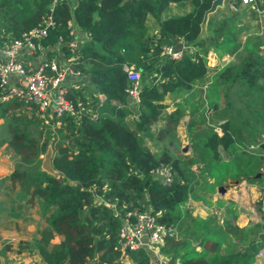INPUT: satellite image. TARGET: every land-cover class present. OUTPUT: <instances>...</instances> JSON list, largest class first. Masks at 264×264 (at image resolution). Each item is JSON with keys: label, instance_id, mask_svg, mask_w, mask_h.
Listing matches in <instances>:
<instances>
[{"label": "trees", "instance_id": "trees-1", "mask_svg": "<svg viewBox=\"0 0 264 264\" xmlns=\"http://www.w3.org/2000/svg\"><path fill=\"white\" fill-rule=\"evenodd\" d=\"M51 1L0 0V43L6 40V34L18 37L39 25ZM212 1L75 0L70 9L54 0V26L37 43L50 55L55 54L53 48L57 47L67 56L70 38L67 22L72 20L74 27L82 31L77 54L83 82L91 94H100L104 99L98 105L95 99V117L63 115L49 159L53 173L40 168V155L48 146L47 140H40L43 133L40 121L14 113L22 106L19 100L0 102L1 139L16 158L6 180L10 188L18 187L20 203L37 200L45 221L37 238L31 243L19 242L17 251L35 250L45 264H117L120 248L116 234L124 212L147 209L152 215L158 213V222L176 228L178 239L168 240L163 248L168 256L166 264H174L175 258L176 264H253L254 260L259 264L258 250L264 245V215L260 221L238 227L231 222L236 211L229 210L230 206L219 224L215 214L192 218L182 205L189 197H202L198 191L203 188L214 191V186L222 184L226 177L259 183L262 190L258 201L264 204V172L258 179L251 177L262 165L259 147L262 139L257 137L264 132V54H257L256 48L264 38L247 41L248 48L212 76L209 95L227 101L211 102L214 113L220 109L217 122L221 134L208 128L202 151L218 159L221 148L227 159L184 161L171 158L166 152L159 153L157 158L142 147L138 134L163 118L159 114L166 93L181 95L208 73L206 48H197L199 53L194 58L187 50L196 49L202 18ZM170 4L187 6L188 10L164 15ZM147 16L156 24L159 34L156 40L147 35ZM231 34V30L225 32L223 42L234 51ZM178 39L187 46L178 60L157 55L163 44ZM150 50L157 55L152 62L148 59ZM124 64H132L141 72L137 105L124 92L127 84ZM156 77L160 79L152 83ZM79 93L76 90L69 95L75 101ZM237 94L251 95L256 100L250 102L251 107L243 105L250 99L235 105ZM183 103L187 107L193 105L189 99ZM235 112L239 113L235 118L243 121L235 123L226 116H234ZM179 113L180 109L171 114L169 121H175ZM131 114L138 119H128ZM246 139L252 140L260 153L234 151L241 149ZM194 164L197 172L191 167ZM202 165H207L204 172ZM160 166L168 167L171 174L164 184ZM207 177L213 181L208 182ZM95 195L101 198L99 202L94 201ZM55 235L61 239L51 243ZM192 240L197 242L193 244ZM223 243L225 252H219ZM127 256L135 264L148 261V252L142 248L128 251Z\"/></svg>", "mask_w": 264, "mask_h": 264}, {"label": "built area", "instance_id": "built-area-1", "mask_svg": "<svg viewBox=\"0 0 264 264\" xmlns=\"http://www.w3.org/2000/svg\"><path fill=\"white\" fill-rule=\"evenodd\" d=\"M261 1L239 0L241 4L249 6L259 25L264 19V2L262 4ZM54 4V0L51 1L48 10L42 15L39 25L22 32L18 37H7L6 34V40L0 43V102H7L14 98L21 101L23 106L33 108L41 126H49L55 135L56 129L62 124L64 114L70 113L77 116L88 114L95 117L96 112H83L86 105L82 103L81 98H85V96L75 97V102L69 95L70 92H75L79 86L84 84L82 79L84 74L79 70L77 54L79 34L82 31L74 27L72 20L67 22L70 38L67 40L66 46L69 48V54L65 56L63 65H59L56 60L50 58H44L35 67L27 62V57L39 49L44 50L37 41L46 36L48 28L54 26L55 21L52 14ZM229 8L234 9L235 6L230 5ZM60 40L58 37V43ZM177 42L181 43L179 48L176 47ZM177 42L163 44L157 55L178 60L187 46H184L180 39ZM187 51L189 54H193L194 50L189 48ZM122 68L127 81L124 92L137 105L140 101V72L131 65L124 64ZM67 76L73 77L68 86L64 84ZM101 101L99 99L97 105ZM210 112L211 107L206 106L205 115ZM214 132L217 133L215 130ZM163 171L164 167L160 166L164 184L170 180L171 174L170 171L165 173ZM157 214L152 215L148 210H126L124 212L116 234L120 258L125 257L128 251L141 248V239L146 237L148 240L147 264H166V260L161 258V248L168 240L175 238L176 230L173 225L158 222ZM258 257L259 263L264 264V250L258 252Z\"/></svg>", "mask_w": 264, "mask_h": 264}, {"label": "rangeland", "instance_id": "rangeland-1", "mask_svg": "<svg viewBox=\"0 0 264 264\" xmlns=\"http://www.w3.org/2000/svg\"><path fill=\"white\" fill-rule=\"evenodd\" d=\"M73 5H74V2L73 0H71V6H70L71 9ZM229 10L230 12L226 13V15H223V17L225 18L224 21H221L223 23H221L220 19H218V15L216 18H212L210 20L209 23H211V28L216 29L215 31L211 29L206 30V31L212 32L214 34L222 35L224 32L231 30L232 32L231 35L234 41L237 40V43L234 46L235 50L234 51L232 50V52L228 54L229 55L228 58L230 59L232 56H237V54L240 53L243 49L248 48L249 45H247V41H252L256 37L261 38L264 36L263 34L264 33V19L262 20V24L259 25L256 19V16H254L255 21L253 23V27L251 26L248 28V25H245L243 28H241V26L238 25L241 23L237 22L239 18L235 17V15L243 18L244 13L240 15L239 10L238 9L236 10V7L234 9H229ZM177 13H182V11L178 10ZM245 15L250 18L248 12ZM206 18L207 17L203 18L204 23L206 22ZM202 26H204L203 23H202ZM202 30L204 31V29ZM7 37H9L8 34H7ZM153 37L156 40V38L159 37V34L157 33V35H154ZM197 46L199 47L200 45H197ZM256 53L260 55L264 54V42L261 45L257 46ZM195 54H198V52L194 50L193 54H190V55L194 58ZM148 55L151 56V57H148L150 62H152V60L157 56L154 52L152 53V50H150ZM161 59L162 58H160V60ZM130 65L133 66L132 64ZM149 73L150 72H148L147 74ZM140 76H141V72H140ZM150 77L152 76L149 75V78ZM158 79H160V77L154 78L151 82L155 83L157 82ZM202 79L201 80L203 81V83L199 85L198 91H195L193 89L192 91L194 92H191L190 94H186V95L181 94L182 96H178L177 102L173 103L174 108L171 111H165L163 108V110L159 114V116H163V118L158 119L157 122L152 125L151 129L149 130L147 129L145 132H140V131L138 132V134H140L141 136L140 143L142 147L155 153L157 158L160 156L159 153L161 152H166L171 158H176V159H180L184 161H187L189 159H194L195 160L194 162H218V159L228 158V156L225 154V152L221 148H219L220 157L218 159L212 158L209 155H206L202 151V142L204 138H208V134H209L208 128H211L212 131L215 130L218 134H220V130L218 128L219 123L217 121H218V117L221 116V114L218 113L220 109L217 111V113H214L213 111L214 104L211 102L218 101V99H216L215 97L213 98L209 95L211 83H208V84L205 83V81H210V80L212 81V76H204V78ZM201 80H198L196 82H201ZM83 86L84 85L79 86L77 90L79 91L81 87H82L81 89H83ZM84 91H85V96H88L89 98L88 99L81 98L82 103L86 105L83 112L87 113L90 111H95L94 110L95 98L97 97L91 99L90 97H92V94L89 92L90 90L87 91L86 88H84ZM236 91L237 90L235 89L234 92ZM80 92L81 94L79 93L80 95H77L76 96L77 98H80L83 96L82 90ZM204 94H206V97H204ZM235 97L237 98V100L234 103L235 105H238L241 101L250 99V100H247L243 104L244 106H247V107H251L250 102L256 100L251 95L246 96L243 94H237L235 95ZM185 99H189L190 101H192L193 105L191 106L189 105V107H187L186 104L183 103V100ZM87 100L90 101L89 104L88 102H86ZM220 100L218 101L219 104H223L227 101V99H222L221 101ZM206 106L211 107V112L208 115H205ZM170 108L171 106H169V109ZM179 109H180V113L178 114V117L175 119V121L173 122L169 121V116L171 114L172 115L176 114L179 111ZM231 112L232 111L230 110V113ZM238 115L239 113L235 112L234 116L233 115L231 116L229 114H227L226 116L230 117L229 119L232 122L238 123L240 121H243V119L235 118V116H238ZM134 117L136 120L138 119L136 114L129 115L128 119H132ZM130 124H132V121ZM48 129L50 130V128ZM42 132L43 133H41L40 140L41 139L47 140L48 141L47 148L50 147L52 149L51 142L58 139L57 129H56V133L53 139L49 138L50 135H49L48 130H45V131L42 130ZM257 139L259 140L262 139L259 142V144L260 143L263 144L262 148H260L261 153L257 152V149H255L256 145L254 144V142L252 140H247V139L244 142L245 144L241 149L240 148L238 150L234 149V151H242V149L245 151L251 150L255 154L260 153V155L262 156L261 158L262 165L260 166L257 172L259 173L258 177L256 178L254 177L255 175L254 176L251 175L252 179L254 180L260 178L262 176V172H264V132L263 133L261 132L260 135H258ZM183 147L186 148L185 152L181 151ZM5 152L8 153V151H5ZM6 153L5 155H7ZM7 157H10L11 161L13 162L16 161V158L12 154L7 155ZM49 159H50V154L46 149V151L42 155H40V160L41 162H44V164H47V162H49ZM205 166L207 165L201 166L202 172H204ZM44 167L47 168V166L45 165ZM191 167L194 169V171L197 172L196 164L192 165ZM165 172H169L166 166H164L163 173ZM224 184L226 185V190H224L222 194L212 191L213 193L209 196L210 201H215L217 198H221V199L224 198V201H229L230 203H232V205L234 206L233 208L236 211V214H234L233 217L238 227L244 226L247 222L260 221L261 217H263L264 215V204L258 201L260 199V194L262 190L260 189V184L257 183L256 181L250 182L243 178H241L239 181H236V182H234L231 179H228V181H226V183ZM202 192H204V190H202ZM219 195H222V197H220ZM96 197L97 196L95 195V198ZM205 197H208L207 193H205ZM189 205L193 212L195 211L205 212L206 205L201 203L200 201H191ZM225 209L226 208L224 207L223 215L224 213H226ZM142 211H147V209H142ZM219 211L221 214L222 210L219 209ZM238 216H240V218H238ZM192 242L194 244L197 242V240L196 241L192 240ZM170 245L172 244L170 243ZM224 247H225V243L222 244V246L220 247L218 251L223 252ZM16 248H17V245L16 247L12 248V251L16 250ZM0 250H1L0 251L1 254L3 253L4 250L7 251L8 249L6 247V244L0 246ZM262 250H264V245L263 247L259 248L258 252ZM161 252L164 253V249H161ZM7 261L10 262V260H7ZM3 262L6 263L4 260ZM257 262L258 260L256 261L254 260L253 264H257Z\"/></svg>", "mask_w": 264, "mask_h": 264}, {"label": "crops", "instance_id": "crops-1", "mask_svg": "<svg viewBox=\"0 0 264 264\" xmlns=\"http://www.w3.org/2000/svg\"><path fill=\"white\" fill-rule=\"evenodd\" d=\"M57 1L65 3L68 8H70L71 6V0H57ZM73 2H75V0H73ZM261 2L263 4L264 0H262ZM230 5H234L236 7V10L237 9L239 10L240 15L244 13L243 18L235 15V17L239 18L237 22L241 23V24H238L239 26H241V28H243L245 25H248V28L251 26L253 27V23L255 21L254 13L250 10L247 4L246 5L241 4L239 0H221L220 4L214 8V11L204 15V17H207L206 22L204 23V20L201 22L200 33L196 40V44L200 45L199 47L201 48H206L204 56H205V60H206L209 71L205 76H213V73L217 72L219 69L225 66L227 62L234 59V56H232L230 59L228 58L229 56L228 54L232 52V50H230V48L232 47L228 43L226 44L225 42H223L226 38L225 32L222 35H219V34H214L212 32L206 31L209 29L213 31L216 30V29L211 28V23H209L210 20L212 18H216L218 15V19H220V22L224 21L225 18L223 17V15H226V13L230 12L229 10ZM178 10L186 11L188 10V7L187 6L181 7V6H177L174 4H170L168 8L165 10L164 15H167L170 13L176 14ZM247 12L250 18L245 15ZM202 23L204 24V26H202ZM145 25L147 27L148 36L153 37L154 35H157L158 33L157 27L152 17L150 16L146 17ZM202 29H204V31ZM262 38H264V36ZM236 43H237V40L233 42V44H236ZM197 45L195 47L199 48ZM53 49L55 50L54 55L48 54L46 50L39 49L33 55L26 58L27 62H29L35 67L44 58H50V59L56 60L59 65H63L65 56L62 55L58 51L57 47H54ZM23 57H26V56L23 55ZM70 80H72V78L69 79V76H67L64 84L68 86ZM202 83L203 81L195 82L192 85V88L185 91L183 95L194 92L192 91L193 89L195 91H198L199 85ZM205 83L206 84L211 83V80L205 81ZM83 85H84L83 89H81L82 88L81 87L79 91L82 90V94L83 96H85L84 88H86L87 91L88 89L85 84ZM178 96H182V95L176 92H170V93L165 94L164 99H163V105H164L165 111H171L174 108L173 103L177 102ZM204 97H206V94H204ZM85 98L88 99L89 97L85 96ZM90 98L103 100L104 96L100 94L98 95L92 94V97ZM86 102H88V104L90 103L89 100H87ZM169 106H171L170 109H169ZM14 113H23V114L28 115L30 118H33L34 120H38L35 110L27 106L22 105L18 109H15ZM1 123H2V120L0 119V246L6 244V247L8 250L7 251L4 250L2 254L0 252V263L1 264H29V263L45 264L41 260V258L39 257V255L37 254L35 250H26L23 248L22 250L17 251V248H16V250L12 251V248L16 247V245L18 247L19 242L25 241V242L31 243L35 238H37V232L40 228L45 226V221L41 213V210L39 209L37 200L36 199L33 200L31 204L20 203L17 200V194L19 193L18 187L14 186V188H10V185L8 184L6 180V177L14 169L15 162L11 161L10 157H7V155H11L12 153L10 149L6 146V142L1 139V136L3 134ZM40 128L43 131H45V130H49L48 128L50 127L49 126L42 127L40 124ZM49 131H50L49 138L53 139L54 133L51 131V128ZM57 136H58V132H57ZM5 151H8V153H6ZM47 151L49 152L50 157H51L52 149L48 147ZM5 153L7 155H5ZM44 165L47 166V168L44 167ZM40 168L45 170L48 173H53V170L49 162H47V164H44V162H41ZM228 179H231V178L226 177L225 181H223L222 184L215 185L214 192H217L216 189L218 186H224L226 190V185L224 183H226ZM207 180L208 182L213 181V179L209 177H207ZM233 181L236 182V180H233ZM202 190H204V192H202ZM198 192L199 194L202 195V197H199V198L189 197L187 201L182 205V207L188 209V212L192 216V218H205L206 216L215 214L218 220L217 222L219 224H222L223 209L225 207L226 212L229 210H233L234 206L232 205V203H230L229 201H224V198L223 199L217 198L215 201H210L209 196L213 192H208L205 188L199 190ZM205 193L208 194V197H205ZM219 196L222 197V195H219ZM100 200L101 198L99 196L95 198L96 202H99ZM191 201H200L201 203L205 204L206 205L205 212H199V211L193 212L189 205ZM228 206H230L229 210L227 209ZM219 209L222 210L221 214H220ZM238 218H240V216H238ZM231 222L237 225L235 223V219L231 220ZM176 234H177V231H176ZM176 234H175V238H176L175 240L178 239V234L177 236ZM60 239L61 237L59 235H55L51 239V243H58ZM140 245L142 246L141 247L142 249H144L145 251L147 250L148 240L146 237H143L141 239ZM196 249H199V247L196 246ZM167 257L168 256L166 254L162 253L161 258L163 260H166ZM3 260L6 263H4ZM7 260H10V262H8ZM177 261L178 259L175 258L174 264H176ZM117 264H135V263L130 258H128V256H126V257H121L119 262L117 260Z\"/></svg>", "mask_w": 264, "mask_h": 264}, {"label": "water", "instance_id": "water-1", "mask_svg": "<svg viewBox=\"0 0 264 264\" xmlns=\"http://www.w3.org/2000/svg\"><path fill=\"white\" fill-rule=\"evenodd\" d=\"M220 2H221V0H213L212 3H211V5H210V7L205 11L204 15L207 14V13H209V12H211V11H213L214 8H215L217 5L220 4ZM204 15H203V18H204ZM203 18H202V21H203ZM180 46H181V44H177V45H176L177 48H179ZM262 145H263V144L260 143V144H259V147L262 148ZM181 151H182V152H185V151H186V148L183 147V148L181 149ZM261 158H262V156H260V159H261ZM258 175H259V173H256L254 177L257 178ZM236 181H237V180H236ZM224 190H225L224 186H218L217 189H216V191L219 192L220 194H222Z\"/></svg>", "mask_w": 264, "mask_h": 264}, {"label": "clouds", "instance_id": "clouds-1", "mask_svg": "<svg viewBox=\"0 0 264 264\" xmlns=\"http://www.w3.org/2000/svg\"><path fill=\"white\" fill-rule=\"evenodd\" d=\"M177 44H181L180 42H177ZM176 44V45H177ZM191 49H193V50H195V51H197V48L195 49V48H192V47H190ZM199 53V52H198ZM206 65H207V63H206ZM94 200H95V198H94ZM175 227V226H174ZM175 230H176V228H175ZM176 234V233H175ZM175 239V238H174ZM168 242V241H167ZM166 242V243H167ZM166 243L164 244V246L166 245ZM164 246L161 248V249H163L164 248ZM139 249H141V248H139ZM146 252H148L147 250H146ZM126 256H127V253H126ZM125 256V257H126ZM121 258H120V255H119V257H118V262H119V260H120Z\"/></svg>", "mask_w": 264, "mask_h": 264}]
</instances>
